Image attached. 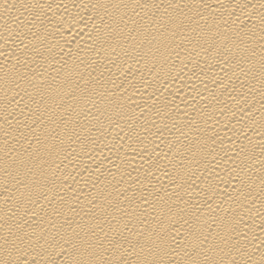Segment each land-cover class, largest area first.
Masks as SVG:
<instances>
[{"label":"bare ground","instance_id":"bare-ground-1","mask_svg":"<svg viewBox=\"0 0 264 264\" xmlns=\"http://www.w3.org/2000/svg\"><path fill=\"white\" fill-rule=\"evenodd\" d=\"M0 264H264V0H0Z\"/></svg>","mask_w":264,"mask_h":264}]
</instances>
